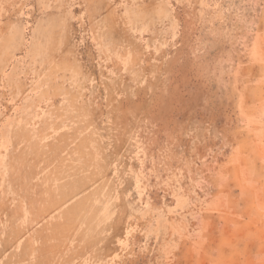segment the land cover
I'll use <instances>...</instances> for the list:
<instances>
[{
    "label": "rangeland",
    "instance_id": "374dc122",
    "mask_svg": "<svg viewBox=\"0 0 264 264\" xmlns=\"http://www.w3.org/2000/svg\"><path fill=\"white\" fill-rule=\"evenodd\" d=\"M0 264H264V0H0Z\"/></svg>",
    "mask_w": 264,
    "mask_h": 264
}]
</instances>
